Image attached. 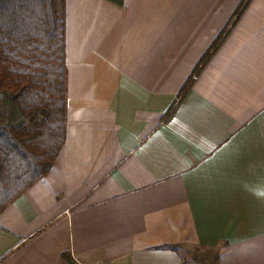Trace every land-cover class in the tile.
Instances as JSON below:
<instances>
[{
  "label": "crops",
  "instance_id": "obj_1",
  "mask_svg": "<svg viewBox=\"0 0 264 264\" xmlns=\"http://www.w3.org/2000/svg\"><path fill=\"white\" fill-rule=\"evenodd\" d=\"M65 66V140L0 213V264H264V0H65Z\"/></svg>",
  "mask_w": 264,
  "mask_h": 264
},
{
  "label": "trees",
  "instance_id": "obj_2",
  "mask_svg": "<svg viewBox=\"0 0 264 264\" xmlns=\"http://www.w3.org/2000/svg\"><path fill=\"white\" fill-rule=\"evenodd\" d=\"M65 114V0H0V213L51 169Z\"/></svg>",
  "mask_w": 264,
  "mask_h": 264
},
{
  "label": "rangeland",
  "instance_id": "obj_3",
  "mask_svg": "<svg viewBox=\"0 0 264 264\" xmlns=\"http://www.w3.org/2000/svg\"><path fill=\"white\" fill-rule=\"evenodd\" d=\"M181 253L188 260H190L193 255H196L206 264H215V251L202 250L194 247H184L181 249Z\"/></svg>",
  "mask_w": 264,
  "mask_h": 264
}]
</instances>
